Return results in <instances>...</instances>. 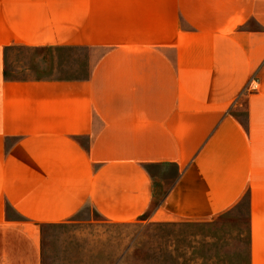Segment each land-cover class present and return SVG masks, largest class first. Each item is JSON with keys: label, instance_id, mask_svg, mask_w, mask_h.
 Segmentation results:
<instances>
[{"label": "crops", "instance_id": "0c3cea01", "mask_svg": "<svg viewBox=\"0 0 264 264\" xmlns=\"http://www.w3.org/2000/svg\"><path fill=\"white\" fill-rule=\"evenodd\" d=\"M243 201L264 264V0H0V264H45L48 229L92 215L207 224Z\"/></svg>", "mask_w": 264, "mask_h": 264}, {"label": "rangeland", "instance_id": "374dc122", "mask_svg": "<svg viewBox=\"0 0 264 264\" xmlns=\"http://www.w3.org/2000/svg\"><path fill=\"white\" fill-rule=\"evenodd\" d=\"M15 56L27 58L24 66L31 73L70 72L62 61L55 68L52 63L33 61V53ZM11 64L12 73L24 72L16 69V62ZM48 230L45 264H247L246 201L207 224H156L146 216L132 223L111 224L92 215L89 222Z\"/></svg>", "mask_w": 264, "mask_h": 264}]
</instances>
